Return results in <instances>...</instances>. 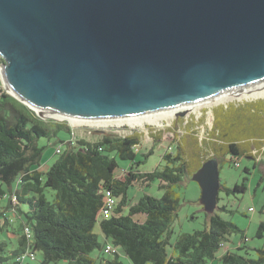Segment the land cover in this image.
<instances>
[{
    "label": "water",
    "instance_id": "95a60500",
    "mask_svg": "<svg viewBox=\"0 0 264 264\" xmlns=\"http://www.w3.org/2000/svg\"><path fill=\"white\" fill-rule=\"evenodd\" d=\"M0 57L6 93L42 120L35 108L90 119L192 105L264 80V0H0ZM192 180L213 213L217 160Z\"/></svg>",
    "mask_w": 264,
    "mask_h": 264
},
{
    "label": "trees",
    "instance_id": "16d2710c",
    "mask_svg": "<svg viewBox=\"0 0 264 264\" xmlns=\"http://www.w3.org/2000/svg\"><path fill=\"white\" fill-rule=\"evenodd\" d=\"M2 64L0 58V67ZM253 103L258 104L255 112H251ZM233 112L239 114L238 121L227 120ZM212 115L211 138L205 140L198 138L194 130L203 126V116L198 121L190 117L191 122H196L188 128V122L184 124L180 118L181 124L168 129L174 138L169 152L162 155L164 167L142 173L138 168L152 149L138 158L140 132L125 137L103 136L95 142L72 140L71 126L42 120L25 104L1 91L0 199L5 198L6 204L0 205V264H30L36 260L37 252L41 255L38 264H124L121 256L130 264H264L263 248L255 250L254 259L226 249L219 253L228 237L239 230L215 211L208 214L204 229L182 233L174 243L170 242L179 206L171 188L191 168V159L197 161L192 168L194 173L211 158L217 160L219 167L218 156L224 151L234 157L235 163L240 155L262 163L256 161V154H264V98L220 104L212 108ZM221 116L238 138L224 130ZM145 129L153 138L162 136V131L150 125ZM187 131L195 133L182 138L181 134ZM64 133L67 139L59 137ZM51 137L57 139L54 153L58 157L48 169L41 170L45 146H40L39 140ZM255 138L261 140L259 146L253 143ZM116 159L129 162V168L118 170ZM120 171L125 172L122 178L117 177ZM244 172L250 173L248 168ZM156 179L165 189L162 197L144 194L129 204L128 190L133 183ZM106 190L116 201L108 216L102 213ZM220 190L243 194L246 187L243 182ZM216 209L225 211L224 206ZM136 216H141L142 221H137ZM263 235L264 221L260 222L256 237ZM106 245L116 247V253L105 254Z\"/></svg>",
    "mask_w": 264,
    "mask_h": 264
},
{
    "label": "rangeland",
    "instance_id": "374dc122",
    "mask_svg": "<svg viewBox=\"0 0 264 264\" xmlns=\"http://www.w3.org/2000/svg\"><path fill=\"white\" fill-rule=\"evenodd\" d=\"M2 58V57H0ZM3 59V58H2ZM0 67V92L5 91L6 89L3 85V78L1 75ZM233 92V91H232ZM236 97V96H233ZM230 98V97H228ZM234 100L239 101H251L258 98H264V94L255 96V97H242ZM227 99L223 98V100ZM232 99V97L230 98ZM206 102V101H205ZM201 106H198L194 109H187L185 106V110H176L174 113L169 114L159 121V124L156 128L162 131L161 138H153L151 135H148V130L145 129L146 125H156L144 122L143 126H130L127 124L117 126L115 124H106L100 125L92 120H68V119H57L53 117H46L45 120H51L53 122H64L69 127L71 126L73 130L72 140L85 139L90 142L99 141L103 136H112V137H125L135 132H140L141 136V144L140 151L138 154V158L142 156V154L147 153L152 149V154L146 159L145 163L140 165L138 170L142 173L152 172L154 169H161L166 164L165 161L162 160V155L169 152V148L172 145V141L174 138V134L168 129L176 128L175 125L177 123L181 124L180 118L188 119V123L185 125L186 128L189 126L193 127L192 124L202 117L203 119V129L198 126L194 130L198 135V138L202 137V140L211 138L209 135L210 129H213L214 121L213 115L209 108L215 106L214 101L211 103H205ZM214 103V104H212ZM212 104V105H211ZM210 105V106H209ZM178 114H182V116H178ZM245 115V114H243ZM185 116V117H184ZM239 114L233 112L228 119H238ZM190 117H198L196 121H190ZM179 118V119H178ZM178 119V120H177ZM180 121V122H179ZM220 124H222L224 130L231 135H236V133H232L230 129L227 127L226 118L224 116L220 117ZM178 127V126H177ZM185 128V129H186ZM186 133L181 134L182 138L186 136H191V134L195 133ZM188 133V134H187ZM233 136V137H234ZM59 137H63L64 139L68 138L67 134H59ZM157 137H160L159 135ZM181 138V139H182ZM189 138V137H188ZM56 141L54 137L49 139H41L39 140L40 146H45L43 154H42V167L41 170L48 169L50 165L54 163L57 159V155H55V147ZM173 146V145H172ZM172 151L175 150L172 148ZM118 164V170H126L129 168L130 163L127 161H121L116 159ZM219 161V182L221 188H232L235 184L245 183L246 190L243 194H226L223 190L219 191L218 194V208L224 206L225 211L215 209V213L219 215L222 219L233 223L239 231L231 234L228 237V241L225 243L224 247L220 250V254L224 253V250H230V252H235L240 255L256 258V249L263 248L264 249V235L262 238L256 237V232L260 222L264 221V162L261 164L256 163L255 160L247 158L244 155L239 156L238 166H235L234 157L226 153L222 152L218 156ZM197 161L195 159H191V163L188 170L184 171L180 175V182L173 185L171 190L174 193V196L179 199V206L176 211V217L173 224V234L171 236L170 242L174 243L176 237L182 233H192L197 230L204 229L208 224V213L205 212L204 208L200 203L201 190L196 182L192 180V176L194 174V170ZM248 168L250 173H245L244 169ZM118 178H122L125 172H118ZM246 178V180H243ZM160 181L153 180L149 183L144 182H135L128 190V197L130 198V202L134 203L138 198L142 195L147 194L155 198L162 197L165 189L160 188ZM6 199H0V205H5ZM135 219L137 221H142L141 216H136ZM96 232L98 229L96 228ZM99 233V232H98ZM1 238V234H0ZM245 238V239H244ZM102 237L99 235V241L102 242ZM239 246L245 247L243 250H238ZM168 251L171 252L172 248L168 247ZM245 251H248L246 255ZM41 259V255L36 253V260L31 261L30 264H38ZM121 261L124 264H130V262L124 257L121 256ZM210 264H218V262L210 263Z\"/></svg>",
    "mask_w": 264,
    "mask_h": 264
},
{
    "label": "bare ground",
    "instance_id": "6f19581e",
    "mask_svg": "<svg viewBox=\"0 0 264 264\" xmlns=\"http://www.w3.org/2000/svg\"><path fill=\"white\" fill-rule=\"evenodd\" d=\"M3 85L5 87V89L14 94L12 92V90L9 88V86L6 84L5 80L3 79ZM264 94V80L261 82H257L254 84H251L249 86H246L240 90H236L233 92H229V93H221L217 96H214L212 98L209 99H204L201 100L197 103H194L192 105H188L187 109H194L197 108L198 106H201L205 103H211V102H220L223 101V98H228V97H232V98H242V97H255L258 95ZM15 95V94H14ZM236 96V97H233ZM237 98V99H238ZM205 105V104H204ZM186 105H183L181 107H176V108H170V109H166V110H160V111H156V112H149V113H144V114H137V115H130V116H122V117H112V118H88V120H92L93 122L100 124V125H106V124H115L117 126L120 125H130V126H143L144 122L147 123H151V124H159V121L161 119H163L164 117L168 116L169 114L174 113L176 110H180L181 108H185ZM37 114L39 115H45L46 117H53V118H57V119H68V120H77V121H81V120H85L87 118H76V117H71V116H64V115H60L56 112H52V111H46V110H40V109H34Z\"/></svg>",
    "mask_w": 264,
    "mask_h": 264
},
{
    "label": "built area",
    "instance_id": "2783aa9c",
    "mask_svg": "<svg viewBox=\"0 0 264 264\" xmlns=\"http://www.w3.org/2000/svg\"><path fill=\"white\" fill-rule=\"evenodd\" d=\"M234 99H236V98H232V99H230V98H227V99H225V100H223V101H220V103H217V104H215V106H217V105H226V104H228L229 102H243V101H239V100H234ZM212 104H214V103H212ZM211 104V105H212ZM210 106V105H209ZM214 106H212V107H210L209 108V111H211V113H212V108H213ZM180 110H185V109H183V108H181ZM185 117V116H184ZM186 119H184V124H186L187 122H188V119H187V117H185ZM197 118L198 117H196L195 119L197 120ZM198 121V120H197ZM150 126H152V127H154V128H156L158 125L156 124V125H150ZM202 129H203V126H200ZM156 129H158V128H156ZM179 131V130H178ZM254 154H256V151H254L253 152ZM257 155V157H256V161H259V162H264V154H262V153H257L256 154ZM235 166L237 167L238 166V163H235ZM105 205H104V208L102 209V213L105 215V216H108L109 214H110V212L112 211V209L114 208V206H115V204H116V201H115V199H114V197L112 196V193H111V191H109V190H106L105 191ZM14 201H15V198H14ZM26 233H27V236L28 237H30V233L28 232V230H26ZM104 253L105 254H108V255H111V254H115L116 253V251H117V248L116 247H113L112 245H106L105 247H104ZM24 258L22 257V258H19V260H23Z\"/></svg>",
    "mask_w": 264,
    "mask_h": 264
},
{
    "label": "crops",
    "instance_id": "0c3cea01",
    "mask_svg": "<svg viewBox=\"0 0 264 264\" xmlns=\"http://www.w3.org/2000/svg\"><path fill=\"white\" fill-rule=\"evenodd\" d=\"M253 106H251V112H255L256 109H255V106L258 105L256 103H253L252 104ZM253 143H255L257 146H259L261 144V140L259 138H255V140H252Z\"/></svg>",
    "mask_w": 264,
    "mask_h": 264
}]
</instances>
